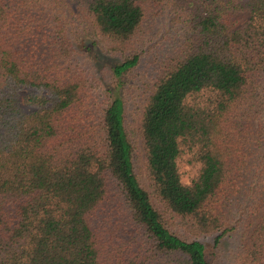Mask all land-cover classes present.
Wrapping results in <instances>:
<instances>
[{
    "label": "trees",
    "instance_id": "trees-1",
    "mask_svg": "<svg viewBox=\"0 0 264 264\" xmlns=\"http://www.w3.org/2000/svg\"><path fill=\"white\" fill-rule=\"evenodd\" d=\"M152 50L159 207L120 95ZM262 189L264 0H0V264H213L197 238L228 235L233 197Z\"/></svg>",
    "mask_w": 264,
    "mask_h": 264
},
{
    "label": "rangeland",
    "instance_id": "rangeland-1",
    "mask_svg": "<svg viewBox=\"0 0 264 264\" xmlns=\"http://www.w3.org/2000/svg\"><path fill=\"white\" fill-rule=\"evenodd\" d=\"M155 25L158 26L154 29L156 31L159 29V23ZM152 52L155 51L152 50L149 52L146 62L139 67L133 75L123 80L120 88V95L125 102V124L135 148L134 164L139 182L150 195L154 205L159 207L152 186L147 180L145 152L140 136L143 107L153 90L154 84L164 72L163 68H159L157 63H155L154 58L158 56L157 53ZM100 58L104 57L101 56ZM97 63L99 65L98 67H104L105 63L103 59L100 60V64L99 61ZM104 69L106 70V68ZM104 80L106 84H110L111 87H114L111 81L106 78ZM181 168L183 173L182 180L184 183H188L189 179L194 175V170L185 164H182ZM257 192L258 195H256L253 201L248 200V204H246L243 195L233 197L231 204L227 208V221L230 225L229 227L232 228V231L228 235L221 238L218 242L215 241L218 234L197 238V241L201 242L210 254V259L213 264L262 263L264 255L262 254L263 249L258 248L261 246L262 240H264L263 230H261L264 213V189ZM257 192L253 193L250 191L248 195L254 197ZM251 203L254 209L249 211L247 207ZM178 233L183 238L191 237L182 227L179 229Z\"/></svg>",
    "mask_w": 264,
    "mask_h": 264
}]
</instances>
